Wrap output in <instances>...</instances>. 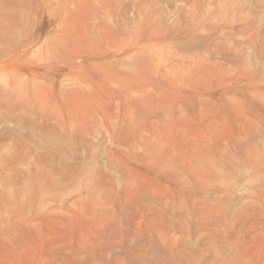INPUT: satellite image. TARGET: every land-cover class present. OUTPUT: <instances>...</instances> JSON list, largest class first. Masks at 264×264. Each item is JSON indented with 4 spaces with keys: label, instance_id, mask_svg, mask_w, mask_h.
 <instances>
[{
    "label": "rangeland",
    "instance_id": "374dc122",
    "mask_svg": "<svg viewBox=\"0 0 264 264\" xmlns=\"http://www.w3.org/2000/svg\"><path fill=\"white\" fill-rule=\"evenodd\" d=\"M0 264H264V0H0Z\"/></svg>",
    "mask_w": 264,
    "mask_h": 264
}]
</instances>
